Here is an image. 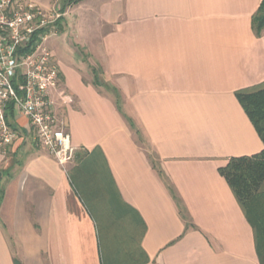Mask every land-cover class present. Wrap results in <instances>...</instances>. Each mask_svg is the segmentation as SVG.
Segmentation results:
<instances>
[{
  "label": "crops",
  "instance_id": "crops-1",
  "mask_svg": "<svg viewBox=\"0 0 264 264\" xmlns=\"http://www.w3.org/2000/svg\"><path fill=\"white\" fill-rule=\"evenodd\" d=\"M26 1L63 13L68 165L93 154L132 212L94 217L68 165L12 113L23 137L0 153V264H262L220 170L264 149L236 96L264 84V31L252 24L263 0Z\"/></svg>",
  "mask_w": 264,
  "mask_h": 264
},
{
  "label": "built area",
  "instance_id": "built-area-1",
  "mask_svg": "<svg viewBox=\"0 0 264 264\" xmlns=\"http://www.w3.org/2000/svg\"><path fill=\"white\" fill-rule=\"evenodd\" d=\"M63 13L41 10L26 0H0V153L8 152L23 132L10 112L28 119L39 148L66 167L75 149L56 100L71 102L63 87L56 55L45 46L48 35ZM51 29L50 33H41ZM56 96V100H55ZM60 107V106H59Z\"/></svg>",
  "mask_w": 264,
  "mask_h": 264
},
{
  "label": "trees",
  "instance_id": "trees-1",
  "mask_svg": "<svg viewBox=\"0 0 264 264\" xmlns=\"http://www.w3.org/2000/svg\"><path fill=\"white\" fill-rule=\"evenodd\" d=\"M82 1L84 0H63L62 11ZM61 20L57 21L53 27L57 33L62 31ZM252 24L257 36H261L264 31V0L254 15ZM50 31L51 29H44L41 33L48 34ZM96 84L99 85V82L97 81ZM236 96L264 145V84L237 92ZM11 115L12 112H10ZM75 159L79 165L72 168L69 178L75 191L82 196L90 213L94 217L99 213L107 214L116 221L119 220L116 219L119 215L129 218L132 209L122 202L114 186L109 185L110 176L106 166L97 164L93 154H77ZM220 173L231 187L254 229L257 253L261 263L264 264V149L260 154L252 157L231 159ZM2 198L3 192L0 191V202ZM105 224L100 223L101 231L106 228ZM144 228L143 223L135 216V240L144 233ZM141 253L144 255L143 251ZM147 261L145 256L135 264Z\"/></svg>",
  "mask_w": 264,
  "mask_h": 264
},
{
  "label": "rangeland",
  "instance_id": "rangeland-1",
  "mask_svg": "<svg viewBox=\"0 0 264 264\" xmlns=\"http://www.w3.org/2000/svg\"><path fill=\"white\" fill-rule=\"evenodd\" d=\"M92 30H96V29H92ZM90 33V30H86V33H82L81 32V35H88ZM80 35V36H81ZM60 36V33L58 32L57 33V31H55V30H53V32H51L49 35H48V40L46 41V43H45V46L48 48V49H50L54 54H55V51L57 52V55L60 57V58H62V59H65V60H67V58H69V53H68V51H67V49L66 48H63V47H56L55 46V44L57 45V43H58V40H60L58 37ZM82 54H84V53H82ZM58 59V58H57ZM82 59H84L86 62H87V64H88V66H89V69H93V67H92V65L90 64V62H89V60H88V58H87V56L86 55H83V58ZM57 108H58V110H59V115L62 117L63 116V113H62V111H61V104H60V102L57 104ZM60 106V107H59ZM74 166H76V162H75V160H74V162L72 163V164H70V165H68V167H67V170H69V171H71V169H72V167H74Z\"/></svg>",
  "mask_w": 264,
  "mask_h": 264
},
{
  "label": "water",
  "instance_id": "water-1",
  "mask_svg": "<svg viewBox=\"0 0 264 264\" xmlns=\"http://www.w3.org/2000/svg\"><path fill=\"white\" fill-rule=\"evenodd\" d=\"M0 179H1V173H0Z\"/></svg>",
  "mask_w": 264,
  "mask_h": 264
}]
</instances>
